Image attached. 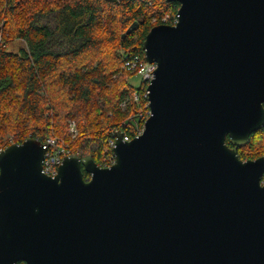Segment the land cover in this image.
I'll return each mask as SVG.
<instances>
[{
	"label": "water",
	"instance_id": "obj_1",
	"mask_svg": "<svg viewBox=\"0 0 264 264\" xmlns=\"http://www.w3.org/2000/svg\"><path fill=\"white\" fill-rule=\"evenodd\" d=\"M167 1L151 115L110 167L70 153L50 177L37 139L0 149V264H264V156L237 154L264 127V0Z\"/></svg>",
	"mask_w": 264,
	"mask_h": 264
},
{
	"label": "trees",
	"instance_id": "obj_2",
	"mask_svg": "<svg viewBox=\"0 0 264 264\" xmlns=\"http://www.w3.org/2000/svg\"><path fill=\"white\" fill-rule=\"evenodd\" d=\"M178 8L167 0H0V149L58 137L68 153L99 164L111 131L141 121L143 103L131 100L141 87L128 82L135 72L122 69L124 54L144 57L148 30ZM15 40L23 43L16 51L8 48ZM263 136L264 127L238 145L239 158L263 156L264 146L252 152Z\"/></svg>",
	"mask_w": 264,
	"mask_h": 264
},
{
	"label": "built area",
	"instance_id": "obj_3",
	"mask_svg": "<svg viewBox=\"0 0 264 264\" xmlns=\"http://www.w3.org/2000/svg\"><path fill=\"white\" fill-rule=\"evenodd\" d=\"M179 14L178 12L170 14L163 13L160 16V23L167 25H175L178 22ZM122 69L130 72H135L141 79L139 86L140 90H134L132 93L131 100L136 105L143 103V107L140 109L138 114L141 121H133L132 125H128L126 121H122V128L113 129L110 135L106 138L105 145L101 154V160L98 164L101 168H108L115 162V155L113 149L116 146V136L120 134L122 141H130L131 139L138 137L143 129L146 119L151 115L148 102V85L154 77V63H148L144 57L134 54L129 55L128 53L124 54V59L122 63ZM128 101L124 100L120 103L122 109L127 106ZM131 114L127 120L133 118ZM129 132L126 131L127 127ZM68 131L74 136L76 134V126L74 121H69ZM43 147L45 148L44 157L42 160V169L41 172L47 176L54 177L58 173V168L62 163L63 157L68 153L67 146L64 144L63 140L58 137H48L45 142H42ZM89 179V176L88 178Z\"/></svg>",
	"mask_w": 264,
	"mask_h": 264
},
{
	"label": "rangeland",
	"instance_id": "obj_4",
	"mask_svg": "<svg viewBox=\"0 0 264 264\" xmlns=\"http://www.w3.org/2000/svg\"><path fill=\"white\" fill-rule=\"evenodd\" d=\"M21 46H23V43L20 40H15V41L9 43V47L8 48L11 49V50H15L16 51ZM121 67H122V65H121ZM128 82L130 83V85L138 87L140 82H141V79H140V77L138 75L135 74V75H133L132 77H130L128 79ZM263 146H264V136L262 137V140L260 141L259 145L256 146V148H254V150L252 152L254 154H256L257 151H259V150H257L258 149L257 147H263ZM263 156H264V154H263Z\"/></svg>",
	"mask_w": 264,
	"mask_h": 264
}]
</instances>
